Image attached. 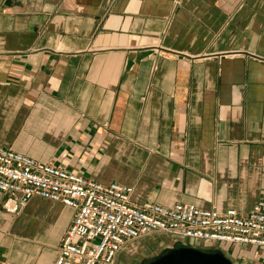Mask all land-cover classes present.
Instances as JSON below:
<instances>
[{
	"label": "crops",
	"instance_id": "obj_1",
	"mask_svg": "<svg viewBox=\"0 0 264 264\" xmlns=\"http://www.w3.org/2000/svg\"><path fill=\"white\" fill-rule=\"evenodd\" d=\"M0 148L126 185L136 206L248 214L264 200V0H0ZM5 202L0 264H54L73 210ZM145 239L116 264L152 257Z\"/></svg>",
	"mask_w": 264,
	"mask_h": 264
},
{
	"label": "built area",
	"instance_id": "obj_2",
	"mask_svg": "<svg viewBox=\"0 0 264 264\" xmlns=\"http://www.w3.org/2000/svg\"><path fill=\"white\" fill-rule=\"evenodd\" d=\"M0 193L6 196L4 209L9 214L18 213L32 198L73 210L54 264H116L127 244L153 234L169 236L170 243L183 246L196 240L264 250V200L245 215L181 203L136 206L126 185L98 183L2 148Z\"/></svg>",
	"mask_w": 264,
	"mask_h": 264
},
{
	"label": "rangeland",
	"instance_id": "obj_3",
	"mask_svg": "<svg viewBox=\"0 0 264 264\" xmlns=\"http://www.w3.org/2000/svg\"><path fill=\"white\" fill-rule=\"evenodd\" d=\"M173 238L162 235V234H153L149 237H147L145 240L142 241V245H144V251H151L154 252L152 257L143 259L142 261L138 262L139 260L135 261L132 264H150L153 262L156 258L160 257L162 254L170 251L171 249H177L181 247H191L195 248L198 250L202 251H207V252H220L223 254L228 260L231 261L232 264H264L262 262L263 260L259 261V258L256 261H250L248 259L245 260H237L235 257H232L231 255L235 253V256L237 255V252L235 250L237 248L229 247V248H224L223 246H215L210 242L206 241H196V240H191L188 242L187 246L180 245L178 243H170ZM141 244V242H139ZM139 243H137L139 245ZM167 244V247L164 249H160L159 246ZM227 249V250H225ZM220 250V251H218ZM262 259V258H261Z\"/></svg>",
	"mask_w": 264,
	"mask_h": 264
},
{
	"label": "water",
	"instance_id": "obj_4",
	"mask_svg": "<svg viewBox=\"0 0 264 264\" xmlns=\"http://www.w3.org/2000/svg\"><path fill=\"white\" fill-rule=\"evenodd\" d=\"M150 264H232L220 252H207L191 247L171 249Z\"/></svg>",
	"mask_w": 264,
	"mask_h": 264
},
{
	"label": "flooded vegetation",
	"instance_id": "obj_5",
	"mask_svg": "<svg viewBox=\"0 0 264 264\" xmlns=\"http://www.w3.org/2000/svg\"><path fill=\"white\" fill-rule=\"evenodd\" d=\"M166 253H168V252H166ZM166 253H164V254H166ZM164 254H162V255H164ZM162 255H161V256H162ZM161 256H160V257H161ZM158 258H159V257H158ZM158 258H156V259H158ZM156 259H155V260H156Z\"/></svg>",
	"mask_w": 264,
	"mask_h": 264
}]
</instances>
